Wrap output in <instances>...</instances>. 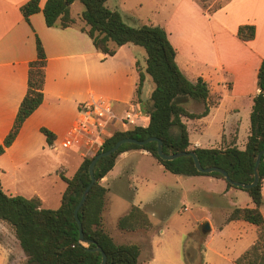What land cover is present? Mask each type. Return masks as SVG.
Listing matches in <instances>:
<instances>
[{"label":"trees","instance_id":"obj_1","mask_svg":"<svg viewBox=\"0 0 264 264\" xmlns=\"http://www.w3.org/2000/svg\"><path fill=\"white\" fill-rule=\"evenodd\" d=\"M73 1L75 0H45L40 7L39 0H27L20 6V12L28 21L30 14L41 11L47 26L64 28L75 24V18L70 14V4ZM78 1L83 6L80 18L85 24L80 29L89 36L98 51L105 55H113L115 47L111 46L110 42L117 46L131 43L143 48L144 68L138 69L139 79L135 92L140 91L145 75L150 77L153 83L148 109L142 113V117L147 118L145 124L113 132L103 141L101 149L97 152L106 150L123 137L141 140L155 136L162 140V150L165 153L192 150L203 167L216 165L225 169L232 180L250 182L253 178L256 154L264 148V60L257 70L256 83L259 92L253 97L249 114V132L244 147L240 149L236 145H230L224 148H190L187 127L182 118H199L206 115L209 107L218 102L219 96L212 98L202 77L198 76L191 80L180 70L175 60V49L162 26L152 23L130 25L123 20L118 10L106 5L107 0ZM199 1L204 3L207 0ZM221 5L218 2L207 11L216 10ZM202 6L205 9V5ZM254 34L253 24L245 23L237 27L236 35L241 40L252 39ZM35 52V58L28 62L25 93L12 126L0 143V153L13 142L23 121L43 100L46 56L37 36ZM192 101L202 102L203 109L198 112L188 110L187 104ZM40 131L46 142L51 144L55 138L54 134L45 127H40ZM156 145V141L143 145L123 143L116 152L96 161L93 168L95 182L77 213L83 237L91 240L89 243L78 240L79 232L73 217V209L90 181L88 164L93 155L83 157L70 177L65 176L61 170L57 171L66 185L61 193L60 204L56 208L42 207L41 199L37 195L27 198L20 194H7L0 182V221L11 229L18 241L26 256L24 264H99L101 252L92 249L96 245H99L106 255L104 264H139L141 245L136 242H115L102 224L107 188L101 183V179L113 168L117 156L131 148L146 150L164 169L172 173L210 175L222 179L226 188L244 190L253 206L233 207L224 221H245L255 225L258 231L256 239L233 259V264H264V217L260 211L263 202L261 189L264 180V154L261 155L258 165L257 183L244 189L233 186L218 172L197 171L191 156L162 159L156 152ZM116 225L125 231L149 230L152 227L146 212L136 205H132L126 213L118 217Z\"/></svg>","mask_w":264,"mask_h":264},{"label":"crops","instance_id":"obj_2","mask_svg":"<svg viewBox=\"0 0 264 264\" xmlns=\"http://www.w3.org/2000/svg\"><path fill=\"white\" fill-rule=\"evenodd\" d=\"M26 1L0 0V143L12 126L17 108L25 93L28 62L36 55V36L41 41L46 56L43 100L23 121L13 142L0 153V182L5 193L21 194L27 198L37 195L41 199V206L45 207L44 199L35 189H32V195L22 193L25 192L26 186L24 183L20 186L17 179L20 175H28L26 170H29L30 157L37 150L47 153L48 147L58 148L56 144H59L60 139L75 120L78 105L93 94H86L81 89L82 84L89 81L99 83L108 90L116 113H121L131 102L141 113H144L145 110L141 107L142 86L138 93L135 92L139 79L138 69L143 70L144 64L136 58L134 54L136 48L131 43L115 47L114 43L110 42V45L115 47L113 55H105L98 51L89 36L80 29L85 25L80 18L83 6L82 9H77L76 17L71 14V7L79 2L78 0L70 4V14L75 18V24L64 28L47 26L41 11L30 14L26 21L20 12V6ZM44 2L45 0H39V6L42 7ZM169 8L173 9L172 12L168 11ZM169 8L167 11L170 17L178 15V11L191 12V10L197 15L206 17L212 38L213 50H202L191 41L182 44L170 37L171 32L168 33L180 70L191 80L198 76L202 77L207 83L212 98L219 96L218 102L209 107L206 115L199 118H182L188 131L189 147L224 148L236 145L242 149L249 132V114L253 97L259 92L256 83L257 70L261 61L264 60V0H223L222 5L211 12L203 9L198 0H178ZM168 21L166 18L163 27L168 28ZM245 23L253 24L255 27L252 39L241 40L236 35L237 27ZM146 78L147 75L144 80ZM142 119L147 121L145 116ZM29 127H36L39 131L40 127H45L54 134L55 138L51 144H48L40 131L41 139L29 142L26 140V130ZM20 146L22 149L18 151ZM129 156L151 155L144 149L131 148L121 152L115 164L118 159L121 163ZM80 158L83 157L80 156ZM124 164L121 163V165ZM56 167L57 164L52 159L50 164L39 168V174L40 176L51 173L56 175ZM112 169L103 178L113 181L115 195L124 199L127 197L125 200L128 203L125 205L124 213L132 205H136L149 217V213L143 206L133 203L134 195L132 193L127 195V189H122L123 183L119 171L114 173ZM129 176L128 169V184ZM189 176L194 181L220 183L223 195L232 192L233 188H226L222 179L204 175ZM59 179L60 204L61 193L66 184L60 177ZM108 191L109 189L106 193ZM261 193L264 197V180ZM110 206L112 208V200ZM215 208L222 212L225 209L221 204ZM0 223L3 222L0 221ZM196 230L194 228L188 234L183 249L185 264H202L203 262L198 246L188 244L189 237L194 236ZM11 237L12 239L9 238V240L13 246L0 240V264H24L26 256L13 233ZM148 261L149 259L144 264H148Z\"/></svg>","mask_w":264,"mask_h":264},{"label":"rangeland","instance_id":"obj_3","mask_svg":"<svg viewBox=\"0 0 264 264\" xmlns=\"http://www.w3.org/2000/svg\"><path fill=\"white\" fill-rule=\"evenodd\" d=\"M177 1L107 0L106 5L118 10L123 20L130 25L143 23L159 25L161 23L163 27L167 18L168 28H163L167 35L171 32L172 39H177L182 44L191 41L202 50H213L206 17L195 14L193 10L191 12L178 11V15L168 16V11L173 10L169 7ZM199 2L205 5V9H211L218 2L222 4L223 0ZM78 8L82 9L79 2L71 7V14L75 17ZM134 48H136L134 49L136 58L144 64L143 48L137 45ZM152 87L153 83L147 76L143 81L141 92V107L144 110L148 109L149 93ZM81 89L86 94L93 93V95L112 100L108 90L94 81L82 84ZM187 109L201 111L203 104L192 101L187 104ZM41 136V132L36 127H29L26 130V140L29 142L40 140ZM56 145H58L57 149L48 147L47 153L37 150L30 157L29 170H26L28 175H20L17 178L20 186L23 183L26 186L25 192L22 193L32 195L31 191L35 189L44 199L43 205L49 208H56L59 205L60 179L57 171L63 167L65 170L62 168L61 171L64 170L65 175L71 176L82 159L77 150H68L60 144ZM21 149L20 146L18 151ZM52 159L57 164L56 175L51 173L40 176L39 168L50 164ZM118 160L112 172L119 171L123 183L122 189H127V195L128 193L134 195L133 203L140 204L147 210L153 226L149 230L136 229L133 231H125L117 227L116 220L125 211V205L128 203L125 200L127 197L124 199L115 195L113 181L107 178L101 179L102 184L109 189L102 212V224L113 236L115 242H136L141 245L138 256L139 264H144L148 259V264H185L183 249L188 234L194 228L196 230L198 223L203 220L209 223L208 233L203 234L200 230H196L194 236L188 239L189 245H196L200 249L203 256L202 264H233L231 260L256 239L258 229L251 223L238 220L224 224L226 214L233 207L252 206V201L244 190L232 187V192L223 195L220 183L194 181L189 175L172 173L164 169L152 156H129L121 161L125 163L124 165H121ZM128 169L130 170L129 184L127 183ZM220 204L225 208L224 212L216 210L215 207ZM261 212L264 217V200ZM221 213L224 214L221 215ZM0 232L2 241L12 245L9 240V238L12 239L11 229L4 223H0ZM205 235L207 236L203 240Z\"/></svg>","mask_w":264,"mask_h":264},{"label":"built area","instance_id":"obj_4","mask_svg":"<svg viewBox=\"0 0 264 264\" xmlns=\"http://www.w3.org/2000/svg\"><path fill=\"white\" fill-rule=\"evenodd\" d=\"M144 124L142 113L134 103H129L121 113H116L111 100L91 94L78 105L75 120L59 144L77 150L81 157L90 156L101 149L103 141L113 132Z\"/></svg>","mask_w":264,"mask_h":264},{"label":"water","instance_id":"obj_5","mask_svg":"<svg viewBox=\"0 0 264 264\" xmlns=\"http://www.w3.org/2000/svg\"><path fill=\"white\" fill-rule=\"evenodd\" d=\"M151 141H156L157 142L156 152H157V154H158V156L160 158L166 159V160H171V159H174L176 157L191 156L192 160H193V164H194L195 168L197 169V171H199L201 173L218 172V173H220L223 176L224 180L230 182V184H232L233 186L246 189V188L254 186L257 183V181H258V178H259L258 165H259V162H260V159H261V155L264 154V148H261L256 154L254 165H253V178H252V180L250 182L245 183V182L232 180L229 177V175L226 172V170L221 168V167H219V166L212 165V166L203 167L201 165V163L199 162V159H198L197 155L192 150L177 151V152H173V153H165L162 150V146H163L162 140L160 138H158V137L148 136V137H146L144 139H141V140L133 138V137L120 138V139L116 140L114 142V144L111 145L106 150H102L100 152L94 153L92 158H91V160H90V162H89V164H88V174L90 176V181L88 182L86 187L83 189V191L81 193V196H80L77 204L75 205V207L73 209V217H74V220H75V222L77 223V226H78V232H79L78 240H79V242H82V243L91 242V240H87V239H85L83 237L82 225H81V222H80V220L78 218L77 213H78L79 208L81 207V205L85 201V199H86V197L88 195V191H89L90 187L95 182V177H94V174H93V168H94V165H95L96 161L99 158H101V157L109 156V155L113 154L114 152H116L118 147L120 145H122L123 143H134V144H137V145H143V144H146V143L151 142ZM196 229L200 230L203 234H207L208 231H209V223L207 222V220H203L202 222H200L198 224ZM92 249L101 252V261H100L99 264H104L105 261H106V255L103 252V250L101 249V247L99 245H96Z\"/></svg>","mask_w":264,"mask_h":264}]
</instances>
